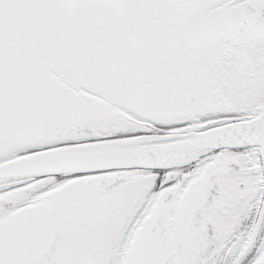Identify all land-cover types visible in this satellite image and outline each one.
Wrapping results in <instances>:
<instances>
[{
  "label": "snow or ice",
  "instance_id": "6c2138e0",
  "mask_svg": "<svg viewBox=\"0 0 264 264\" xmlns=\"http://www.w3.org/2000/svg\"><path fill=\"white\" fill-rule=\"evenodd\" d=\"M0 264H264V0H0Z\"/></svg>",
  "mask_w": 264,
  "mask_h": 264
}]
</instances>
